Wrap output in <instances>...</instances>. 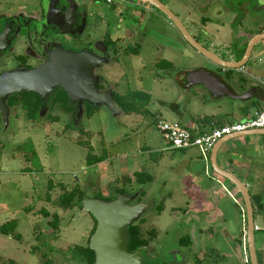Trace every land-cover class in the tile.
Listing matches in <instances>:
<instances>
[{
	"label": "rangeland",
	"instance_id": "1",
	"mask_svg": "<svg viewBox=\"0 0 264 264\" xmlns=\"http://www.w3.org/2000/svg\"><path fill=\"white\" fill-rule=\"evenodd\" d=\"M26 1L29 0H3L0 21L3 19L1 14H12L18 7L15 5H28ZM77 1L86 3L89 10L104 22L103 26L90 27L86 37L91 35V40L95 41L110 33L125 39L120 42V54H95L99 60L93 71L95 79L120 95L129 91L150 94L149 114L130 115L118 109L112 111L108 107L95 106L98 109L90 117L86 105L82 103L78 105L75 116H69L56 107L52 112L42 111L35 120L30 121L20 107L8 105L7 113L0 110V227L17 220V233L21 235V240H17L0 234V264H43L42 255L48 251L47 243L56 248L51 255L56 264H84L69 260L65 253L76 245H87L94 221L78 205L67 210L58 207L59 198L64 193L63 187L68 192L78 187L85 198L100 200L114 198L116 189L124 188L126 194L136 197L135 203L144 192L143 202H152L153 208L147 209L136 223L141 225L143 236L149 232L152 235L157 229L160 233L158 242L165 245L167 241L177 244L184 233L192 234L186 228L188 224H182L173 213L186 210L188 203L196 199L182 194L184 185L188 183L181 181L184 155L181 151L164 150L168 144L157 125L160 120L179 122L187 127L197 123L198 117L206 113L208 106L205 107V104L210 106L215 101L201 86L187 88V84L178 80L183 79L180 74L184 76L196 67L211 66L190 49L170 21L142 9L140 0L133 3L116 2V5L103 0ZM162 1L190 29L187 9L194 8L189 7L186 0ZM222 4L226 6L227 1L224 0ZM148 6L154 10V7ZM260 26H264V10H257L243 24L244 32L249 34L258 31ZM124 29L135 33L132 40L125 38ZM234 40L238 42L239 39L235 37ZM83 41L87 43V39ZM136 44L140 46L138 54H123V49L128 46L134 48ZM205 47L215 50L207 43ZM21 51L26 53L24 49ZM35 53L33 51L31 54ZM217 53L224 55L222 51ZM10 54L14 56L16 53ZM254 57L257 61L260 59V65L264 66V42L255 48ZM167 60L173 68H168L166 63L165 69L160 68L159 64ZM1 70H16L15 63L5 59L4 64L1 59ZM240 91L243 89L240 88ZM259 105L260 108L264 107L262 101H259ZM254 139L257 143H264V136H255ZM27 143L33 144L39 159L21 150ZM191 151L201 156L197 149ZM90 155L105 157V160L89 165ZM202 162L203 176L200 177L210 183L205 171L206 164ZM210 171L214 172L212 168ZM135 173L149 174L153 181L138 184ZM255 177L250 176L245 180L250 183L251 193L261 194L262 208L256 205L254 208L255 224L262 230L256 233V247L260 264H264V178L258 180ZM127 178L131 182H127ZM161 205L164 212L159 215L157 208ZM42 210L59 215L60 230L57 236H52L53 229L49 226L52 219L44 217ZM222 243L214 247L217 251L222 249L226 252L229 245ZM200 249L204 251L206 247L202 245ZM203 264L210 263L207 261ZM234 264L242 263L237 260Z\"/></svg>",
	"mask_w": 264,
	"mask_h": 264
},
{
	"label": "flooded vegetation",
	"instance_id": "2",
	"mask_svg": "<svg viewBox=\"0 0 264 264\" xmlns=\"http://www.w3.org/2000/svg\"><path fill=\"white\" fill-rule=\"evenodd\" d=\"M29 1H26L27 3L23 2L28 5H22V3L21 5H15L18 7L17 9H14V12L12 14H1L3 15V19L1 18L2 21H0V37L4 33H6V37L4 38L5 41H3V48L0 49V60L3 59L5 64V59H11L15 63L16 69L13 71H28L40 67L47 60H49V54L53 46L56 45H60L66 51L75 53L86 52L90 54L97 53L100 55L120 54V49H122V47H120V42L122 40H125L123 39V37L117 38L115 35L110 33H106L101 40L93 41L91 40V35H88V37H86L90 27L95 28V26L104 25V22H101V18L97 17V14L95 12H91L86 3H80L77 0ZM87 1L99 2L102 0H85V2ZM103 1L110 5H116V2H134V0H113L112 2H108V0ZM140 1V7L145 11L156 13V15L162 16L166 21H170L171 25L177 30V32L184 39L190 49L202 56L186 41L184 36L175 27L174 23L167 15L160 12L148 2L144 0ZM159 1L164 4L179 19V21L184 25L187 32L191 35V37L198 45L213 53L216 57L225 62H241L248 50L250 42L253 39L260 38L254 45L246 66L242 68V70H239L240 72L238 70L223 69L222 67L202 56L207 61V64H209L211 67L202 65L200 67H196L191 72H186L184 76L183 74H180L182 76L181 78L183 79L178 80L179 82L186 84L187 79L192 72H195L199 69H207L219 76L227 85H230L232 81H237L241 84H251L250 89L256 88L257 90L264 91V66L260 65V59L257 61V58L259 57L261 52L259 54L257 53V58L254 57L255 48L262 42H264V26L258 27V31L252 32L251 34L244 32L243 27L244 22L247 21V19H249V17L254 14V12H256L257 10H264V0H226V6L225 4H222L224 0H186L187 5L194 8V11L187 9V21L190 29L166 3H164L162 0ZM148 5L154 7V10ZM2 6L3 0H0V12L1 10H3ZM134 34L135 33L130 29L123 30V35L128 40H132L134 38ZM235 37L239 39L238 42L234 40ZM200 38L201 40L202 38H204V41H200ZM86 39L87 43L83 41ZM235 41L237 42L236 45L234 44ZM25 42L26 45H24ZM205 43L213 46L212 48H214L217 52L222 51V54L224 55L221 56L215 50L211 51L209 48L207 49L205 47ZM139 47L140 46H138L137 44L136 46H134V48L128 46L123 49V54H129L133 52L138 54ZM31 48H33V51L36 52L35 54H31L33 53ZM22 49H24V52H26L25 54L22 53ZM13 52L16 53L14 56L10 54ZM4 73L6 72L2 71L0 72V75ZM179 78L180 77H178L177 79ZM99 90L100 92L105 93L111 91L113 94L116 92L113 88L111 89V87L106 88L103 83H99ZM51 95L45 100H43L42 96L39 95L43 103L39 113H41L42 111L52 112L56 108V106L52 105V103L49 102ZM83 103L86 105V108L88 104H91L87 101H84ZM72 105L75 109V113L73 115L67 114L69 116L76 115L79 103H72ZM125 195L134 197V195ZM145 195L146 194L142 192L136 204L143 202L142 198ZM234 201L237 203L235 199ZM161 206L157 208V212L159 213V215L164 212V210H162L161 212L159 211ZM240 209L242 211L241 213L243 217V223L241 225L242 227L240 228V236L237 239V242L234 243L235 247H239V252H236L233 255L232 259L234 260V262L238 260V263L241 262L242 264H251L250 251L248 246V215L245 205L240 207ZM253 209L256 246V233L261 232L262 230L257 224H255V208L253 207ZM185 211L186 210L182 211L181 213H184ZM173 213L178 214L177 212ZM139 226L141 230V225ZM186 228H188V231L192 232V234L190 233L189 235L184 233L178 238L179 240L177 241V244L167 241L165 245H162L161 242H158L160 233L157 229H155L156 233L154 234L156 235H154L153 232L152 235L151 232H149L145 236L142 235V239L145 241V244L131 253H136L143 248V251L141 253V264H203L207 261L210 264H230L228 262L227 253L223 252L222 249H219L217 251L216 247H214L215 245L221 246L223 245V243L209 240L207 243L202 244L201 241L198 240L195 236L194 227L192 226L191 228ZM185 238H189V245L182 244V241ZM202 245L206 247L204 251L200 249ZM227 245L228 244L225 243V246ZM193 248H195V251H193ZM227 248L229 249V247ZM257 257L260 264L258 251Z\"/></svg>",
	"mask_w": 264,
	"mask_h": 264
},
{
	"label": "water",
	"instance_id": "3",
	"mask_svg": "<svg viewBox=\"0 0 264 264\" xmlns=\"http://www.w3.org/2000/svg\"><path fill=\"white\" fill-rule=\"evenodd\" d=\"M167 15L181 32L186 41L198 53L223 69L242 70L247 64L254 45L258 39H253L241 62H225L213 53L198 45L187 32L179 19L159 0H144ZM6 33L0 37V49L3 48ZM49 60L33 70H17L0 75V110L7 113L8 100L16 93L28 92L48 98L56 88H62L72 103L82 104L84 101L96 107H108L110 110L122 109L114 100L113 93L100 92L99 82L93 75L94 68L99 64L95 54L86 52L75 53L64 50L60 45L53 46ZM187 88L193 85L203 86L212 98H231L240 101L259 98L264 102V92L251 89L247 94L238 95L231 87L215 73L207 69L192 72L187 79ZM123 112V111H122ZM252 136H264V130H251L240 134L227 136L220 140L211 152L212 169L223 179L230 182L239 192L248 215V246L251 264H259L255 246L254 234V209L248 186L233 173L222 170L217 164L219 150L227 142ZM136 197L120 195L112 201L84 198L82 208L90 214L97 223L96 230L90 240L89 248L95 253L94 264H141L143 248L136 253H131L127 244V229L135 225L143 213L153 208V203H135Z\"/></svg>",
	"mask_w": 264,
	"mask_h": 264
},
{
	"label": "crops",
	"instance_id": "4",
	"mask_svg": "<svg viewBox=\"0 0 264 264\" xmlns=\"http://www.w3.org/2000/svg\"><path fill=\"white\" fill-rule=\"evenodd\" d=\"M228 86L238 95L247 94L251 90V86L248 83L241 84L237 81H232ZM240 88L243 91H240ZM212 99L215 103L210 106L205 104V107L208 106L205 108L206 113L203 116L200 115L197 123H193L192 127L189 128L199 133L210 132L212 127L210 128L201 122L202 119L209 118L212 121L213 127L215 125L218 127L235 122H243L259 112L256 107H251L253 101H260L259 98L246 101L226 97ZM250 107L251 109H248V112L244 111V109ZM258 108H260L259 104ZM260 109H264V107ZM254 137H242L231 140L222 146L217 155L219 168L233 173L248 186L253 207L255 206L253 197L261 196V194L259 192L251 193L250 183L245 179H248L250 176H256L255 178L258 180L264 178V143H257L258 141L256 142ZM167 148L164 150L179 151L168 150ZM191 150H180L184 155L182 158L184 169H181V181L188 182L184 185L185 189H183L182 194L185 197H195L196 199L191 204L188 203L184 213L178 212V214H175V218L180 220L182 224L186 222L189 228L193 226L195 236L202 244L207 243L209 240H214L215 242L223 240L222 242L229 245V249L225 252L227 253L228 262L234 264L232 257L236 252H239V247H235L234 243L237 242L240 236V228L243 223L242 211L240 209V207L244 206L243 199L238 190L230 182H226L218 174L210 171L212 168L211 154L209 155L208 162H205L199 150L201 156ZM202 161L206 164L207 168L205 167V171L210 183L200 177L203 176L204 163ZM186 186L189 187L187 188Z\"/></svg>",
	"mask_w": 264,
	"mask_h": 264
},
{
	"label": "trees",
	"instance_id": "5",
	"mask_svg": "<svg viewBox=\"0 0 264 264\" xmlns=\"http://www.w3.org/2000/svg\"><path fill=\"white\" fill-rule=\"evenodd\" d=\"M162 62L159 64L160 68L165 69V65H167L168 68H173V65L171 62ZM114 100L117 103V105L122 109V111L125 114H138V115H148L149 111L147 110L148 105L151 102V95L142 91H129L125 95H120L117 92L113 94ZM52 105L59 107L60 111L66 114H74L75 109L72 105V102L70 101L69 97L67 96L66 92L62 88H56L53 94L50 97L49 100ZM8 105L10 107L14 106H20L26 114V117L32 121L35 120L40 112V109L43 105L41 101V97L36 94V93H28V92H22V93H17L14 94L10 97L8 100ZM259 102L253 101L251 107H256L259 112L263 111L264 109L258 108ZM247 108L244 109L245 112H248ZM98 108H95L93 105L88 104L87 105V113L88 116L92 117L93 114L96 112ZM56 119V118H53ZM57 121V119H56ZM200 121V120H198ZM204 124L209 126L210 128L212 127V130L215 128H219L221 126H214L212 124V121L209 118H204L201 120ZM187 128V127H186ZM190 129L191 128H187ZM21 150H25L29 153H32V157L39 159L38 154L33 147L32 143H27L25 144ZM90 151H92V148H90ZM105 160V157H97V156H92L90 155L88 159V164L89 165H95L98 163H101ZM146 177V179H145ZM127 182H131V179L127 178ZM135 180L138 184H144L145 181H153V177L149 174H141V173H136L135 174ZM64 193L60 196L59 202H58V207L61 209H70L73 208L75 205L80 206L82 209V201L85 198V195L81 189L78 187L75 188L73 191L68 192L66 189L63 187ZM117 195L114 198H109L105 199L104 201H112L116 199L118 195H125L124 188H118L116 189ZM261 197L256 196L253 197V202L254 205H256L259 209L262 208V203H261ZM164 210L163 206L160 207L159 211L161 212ZM42 215L46 218L52 219L51 222H49V226L53 229V234L52 236H57L59 234L60 230V217L58 214L51 215L50 212L47 210H42ZM92 217V216H91ZM94 221V226L91 231L88 243L86 246H80L76 245L72 248H70L65 255H67V258L71 261L75 262H81L84 264H94L95 263V253L89 248L90 244V239L93 236L95 230H96V220L92 217ZM19 228V223L17 220H12L10 222L5 223L0 227V234L4 236H12L14 239L21 240V235L17 233V230ZM127 244L129 247L130 252L136 251L140 246L145 244V241L142 239V234L140 230V226L138 224L132 225L128 227L127 229ZM39 239V238H38ZM189 238H185L182 241V244L189 245ZM47 247V252L42 255V261L43 264H56L53 259H51V255L56 251V248L50 244H46ZM37 248H35L33 251H35Z\"/></svg>",
	"mask_w": 264,
	"mask_h": 264
},
{
	"label": "built area",
	"instance_id": "6",
	"mask_svg": "<svg viewBox=\"0 0 264 264\" xmlns=\"http://www.w3.org/2000/svg\"><path fill=\"white\" fill-rule=\"evenodd\" d=\"M112 1L108 0V2ZM157 127L168 144V150L197 149L201 152L205 161L208 162L212 150L223 138L251 130H264V110L257 112L252 118L243 122L226 124L204 133L187 129L179 122L160 120Z\"/></svg>",
	"mask_w": 264,
	"mask_h": 264
}]
</instances>
